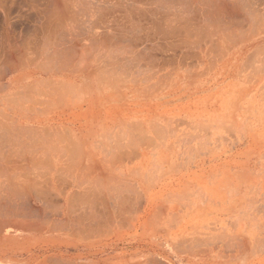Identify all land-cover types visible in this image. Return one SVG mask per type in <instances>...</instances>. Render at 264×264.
<instances>
[{"label":"rangeland","instance_id":"obj_1","mask_svg":"<svg viewBox=\"0 0 264 264\" xmlns=\"http://www.w3.org/2000/svg\"><path fill=\"white\" fill-rule=\"evenodd\" d=\"M107 1L99 15L89 9L98 15L94 43L82 24L74 38L42 37L47 0H0V68L11 71L18 57L32 62L28 79L10 75L13 93L0 81V112L51 114L61 130L45 131L52 138L43 132L47 144L34 141L52 147L51 162L64 156L53 170L45 158L32 170L40 172L34 189L47 199L27 203L35 216L33 232L21 235L22 257L32 264H264V0ZM57 50L64 60L51 58ZM60 65L56 83L43 71ZM76 193L98 197L99 235L67 232L64 198Z\"/></svg>","mask_w":264,"mask_h":264},{"label":"bare ground","instance_id":"obj_2","mask_svg":"<svg viewBox=\"0 0 264 264\" xmlns=\"http://www.w3.org/2000/svg\"><path fill=\"white\" fill-rule=\"evenodd\" d=\"M94 1L95 0H91V2H89L88 1V3H85V2H87V0H47V2H46V5H44V13H43V16L41 17L42 19H41V32H42V34L40 33V35H43L42 37H44L46 40L47 39H52L53 37H51V36H54V39H56V37H59L60 36V39L61 40H63L64 39V33H65V35H66V33L68 34V33H70V37H71V34L73 35V33H75V29L76 28H78V25L80 26L81 24L84 26V25H87V27H89V36L91 37L90 38V40L92 41V42H94L93 41V39H95V40H97L98 39V37H99V35H97V34H95V33H93V30H94V26H96L97 24H96V20H97V17H98V15L101 13V10H102V4L103 3H105L106 2V4H104L105 6L106 5H108L107 3H110V2H108L107 0H99V2L100 1H104L101 5H100V3H99V6H94L95 4H94ZM110 1V0H109ZM111 1H113V0H111ZM122 1V0H121ZM162 1V0H161ZM161 1H159L160 3H162ZM190 1V0H189ZM189 1H187V2H189ZM211 1V0H210ZM218 1V0H217ZM221 1V0H220ZM219 1V2H220ZM96 2V1H95ZM147 2V1H146ZM148 2H150V1H148ZM156 2V1H155ZM155 2H153V3H155ZM193 2V1H192ZM205 2V1H204ZM204 2H202L206 7L207 6H209L208 4L206 5V2L204 3ZM39 3H41V2H39ZM115 3V2H114ZM118 3V2H117ZM158 3V2H157ZM207 3H211V2H209V1H207ZM213 3L214 2H212V4L211 5H213ZM93 4V5H92ZM97 4H98V0H97ZM220 4V3H219ZM221 4H222V2H221ZM218 5V3H217V5L218 6H221L222 7V5ZM37 6H38V4H36ZM176 5V4H175ZM178 5V4H177ZM191 5V4H190ZM211 5L209 6V8L211 7ZM34 6V5H33ZM39 6H40V4H39ZM38 6V7H39ZM172 7L174 6V4L173 5H171ZM180 6V5H179ZM178 6V7H179ZM217 6V7H218ZM104 7V6H103ZM190 8H191V6H189ZM212 7H215L214 5L212 6ZM226 7V6H225ZM225 7H223V9H225ZM228 7H229V5H228ZM92 8H94L93 10L96 12L97 10V13H98V15H97V13H95V12H93V10L92 11H90L89 9H92ZM38 9V8H37ZM41 9V8H40ZM104 9H107V8H104ZM172 10H173V8H171ZM170 9V10H171ZM178 9V8H177ZM177 9H175V12H178L177 11ZM204 9H206V8H204ZM211 9H213V8H211ZM215 9H217V8H215ZM218 9H220V7L218 8ZM36 10V9H35ZM110 10V9H109ZM180 10V9H179ZM208 10V9H207ZM226 10V9H225ZM225 10H224V12H225ZM181 11V10H180ZM209 11V10H208ZM219 11H223L222 9H220ZM228 11V10H227ZM40 12V14H41V10H39L38 11V13ZM103 12V11H102ZM172 12V11H171ZM210 12V11H209ZM214 13H215V11H213ZM213 12H211V13H213ZM180 13V12H179ZM217 13V12H216ZM230 13V12H229ZM178 14V13H177ZM217 14H219V12L217 13ZM217 14H216V17L215 18H217ZM171 15V14H170ZM210 15V14H209ZM220 15V14H219ZM178 16V15H177ZM205 16V15H204ZM212 16V15H211ZM229 16V15H228ZM99 17H101V16H99ZM175 17V16H174ZM223 16L221 15V18H222ZM40 18V17H39ZM206 18V17H205ZM211 18V17H210ZM218 19H220L219 17H218ZM6 20V19H5ZM211 20V19H210ZM221 20V19H220ZM254 21V20H253ZM258 21V20H257ZM213 22V21H212ZM259 22V21H258ZM222 23V22H221ZM260 23V22H259ZM258 23V24H259ZM96 24V25H95ZM108 24V23H107ZM215 24H216V21H215ZM215 24L213 25V27L215 26ZM219 25V29H220V25H222V24H218ZM218 25H216V26H218ZM215 26V27H216ZM223 26V25H222ZM222 26H221V28H222ZM100 27V26H99ZM215 27L213 28V29H215ZM258 27V26H257ZM85 28V27H84ZM228 28V27H227ZM83 29V28H82ZM105 29H107V28H105ZM213 29H211V30H213ZM218 29V28H217ZM224 29H226V28H224ZM229 29V28H228ZM252 31H253V29H251ZM77 31H79V30H77ZM81 31V30H80ZM83 31V30H82ZM107 31V30H106ZM215 31H217V30H215ZM214 31V32H215ZM222 31H224V30H222ZM221 31V32H222ZM85 32V31H84ZM84 32H82V33H84ZM98 32V31H97ZM108 32H110V31H108ZM213 31H211V35L214 33H212ZM219 32V31H218ZM234 32V31H233ZM232 31H231V33H233ZM81 33V32H80ZM260 33V32H259ZM76 34V33H75ZM102 34V33H101ZM106 34V33H105ZM104 34V35H105ZM108 34V33H107ZM234 34V33H233ZM232 34V35H233ZM69 35V34H68ZM75 36V35H74ZM103 36V35H102ZM213 36V35H212ZM225 36V35H224ZM228 37H226V39H229L230 37H229V35H227ZM73 37V36H72ZM71 37V38H72ZM232 37V36H231ZM68 38V37H67ZM74 38V37H73ZM217 38H219V37H217ZM59 39V40H60ZM221 39H224V37L223 36H221ZM14 40V39H13ZM15 41V40H14ZM48 41V40H47ZM54 41V40H53ZM90 41V42H91ZM11 42V41H10ZM40 42V41H39ZM55 42H56V44H57V46H58V43L57 42H59V41H57V40H55ZM62 42V41H61ZM12 43V42H11ZM44 43V42H43ZM53 43V42H52ZM94 43H96V42H94ZM25 44V43H24ZM45 44V45H44ZM43 44V46H44V48H43V46H42V48H43V50L46 48L47 49V47H45L46 46V42ZM49 44H51V42H49ZM13 45V44H12ZM20 45V44H19ZM18 45V47H20ZM27 45V44H26ZM48 45V44H47ZM52 45V44H51ZM54 45H55V43H54ZM60 46H64L63 44H59ZM90 45H91V43H90ZM94 45V44H93ZM6 46V45H5ZM15 46V45H14ZM22 46V45H21ZM24 46V45H23ZM49 47H50V45H48ZM13 47V46H12ZM17 47V48H18ZM26 47V46H25ZM11 48V47H10ZM53 48V47H52ZM58 48V47H57ZM68 48H73L72 46H68ZM68 48H66V50L68 49ZM12 49V48H11ZM16 49V48H15ZM22 49H23V51L24 50H26V49H24L23 47H22ZM21 49V50H22ZM40 49V48H39ZM50 50H51V48H49ZM49 49H47V50H45V51H48ZM56 49V48H55ZM84 49V48H83ZM18 50V49H17ZM63 50V49H62ZM87 50V49H86ZM11 51V50H10ZM41 52H42V50H40ZM58 51V50H57ZM92 51V50H91ZM6 52V51H5ZM17 51L15 50V52H14V49H13V53H16ZM21 52V51H20ZM19 52V54H21ZM53 52H55V51H53ZM53 52L51 53V55H52V59H56L54 56H56V57H59L61 54V56H62V58H64V56H63V52L61 51V54L59 53V51L58 52H55V55L53 54ZM85 52V56H86V52H88V50L87 51H84ZM9 53V52H8ZM60 54V55H57V54ZM80 53V52H79ZM89 53V52H88ZM1 54V53H0ZM11 54H12V51H11ZM26 54V53H25ZM74 57H75V54L77 55V53H75V54H73V51H72V53H71ZM70 54V55H71ZM84 54V53H83ZM91 54V53H90ZM9 55H10V53H9ZM71 55V56H72ZM4 56V55H3ZM6 56V55H5ZM5 56H4V58H5ZM18 56V55H17ZM20 56V55H19ZM39 56V55H38ZM40 56H42V54H40ZM73 56H72V58H73ZM82 56V55H81ZM88 56H89V54H88ZM11 59H14V58H12L11 57V55L9 56ZM9 57H7L6 56V58H8V60L10 59ZM24 57V56H23ZM25 57H27V55L25 56ZM54 57V58H53ZM66 57V56H65ZM83 57V56H82ZM204 57V56H203ZM1 58H3V57H1ZM3 58V59H4ZM16 59H17V57H15ZM18 58H20V59H18L16 62L18 63V61L20 60L21 62H19L18 64H16V66H14V64L16 63L15 61V63L13 64V66H12V70H14L13 69V67H16V70L15 71H10V69L11 68H9V70H7L8 69V66H7V68H5V67H2V65H1V67L2 68H0V81L2 80V78H4L5 80H6V84H5V86H4V84L3 85H1L3 88H4V90H6L7 92V95H9V93H13L14 92V89L16 90V88H17V77L16 76H10L11 74H13V73H19V74H17V75H21V73L23 74V73H25V71L24 70H26L28 67H32V62L31 61H27L26 59L27 58H24V60L22 61V59H21V57H18ZM45 58H46V56H45ZM76 58V57H75ZM36 59V58H35ZM34 59V60H35ZM48 59H50V55H49V57H48ZM59 59H61L60 57H59ZM70 59V58H69ZM74 59V58H73ZM83 59V58H82ZM148 59V58H147ZM152 59V58H151ZM6 60V59H5ZM7 60V61H8ZM51 60V59H50ZM62 60H64V59H61V61ZM81 60V59H80ZM154 60V59H153ZM3 60H1L0 62H2ZM58 62V63H62V62ZM65 61H68V60H65ZM72 61V60H71ZM78 61V60H77ZM139 61V60H138ZM147 61V60H146ZM4 62H6V61H4ZM70 62V61H69ZM85 62V61H84ZM12 63H13V60H12ZM66 63V62H65ZM68 63V62H67ZM71 63V62H70ZM1 64V63H0ZM44 64V63H43ZM47 64V63H46ZM56 64V63H55ZM63 64V63H62ZM84 64V63H83ZM82 64V65H83ZM7 65V64H6ZM34 65V64H33ZM45 65V64H44ZM43 65V66H44ZM67 65V64H66ZM68 65H69V63H68ZM67 65V66H68ZM80 65V64H79ZM78 65V66H79ZM86 65V64H85ZM43 67L42 66V64H40L39 65V67ZM48 66V65H47ZM46 65L44 66V68L45 67H47ZM61 66V67H60ZM59 67H57V69L59 70L58 72H55V71H57V70H55V71H52L51 69H49L48 71H43L42 69H40V70H42L43 72H44V74L46 75H48V76H50V78L51 79H55V81H58L60 78H59V75L60 74H62V73H64V68H65V66L64 65H60ZM62 66H64V68L62 67ZM49 67H51V66H49ZM48 67V68H49ZM70 67V66H69ZM77 68V67H76ZM72 69V68H71ZM78 69H80V68H77V70ZM81 69H82V67H81ZM85 69V68H84ZM76 70V69H75ZM99 70V69H98ZM23 71V72H22ZM36 71V70H35ZM10 72V73H9ZM74 72V71H73ZM66 73V72H65ZM26 75V77H24V78H26V79H28V77L30 76V72L29 73H25ZM29 74V75H28ZM42 75V74H41ZM88 75V74H87ZM90 75V74H89ZM10 76V77H9ZM73 76V75H72ZM77 76V75H76ZM86 76V75H85ZM91 76V75H90ZM7 77H9V78H7ZM7 78V79H6ZM77 78H78V76H77ZM114 78V77H113ZM20 80H23V79H21L20 78ZM158 81H160L159 79H158ZM45 82H47V80H45ZM142 82V81H141ZM39 83H41V82H39ZM54 83V82H53ZM56 83H60V81H58V82H56ZM61 83H63V82H61ZM21 84V83H20ZM55 84V83H54ZM41 85H43V87H45V85H44V83L42 84L41 83ZM47 85H49V84H47ZM152 85V84H151ZM0 86V87H1ZM16 86V87H15ZM60 86V85H59ZM62 86H64V83L62 84ZM61 86V87H62ZM47 87V86H46ZM30 88V87H29ZM28 88V89H29ZM63 89V88H62ZM3 90V89H2ZM30 91V90H29ZM36 91V90H35ZM39 91V90H38ZM23 93V92H22ZM25 93V92H24ZM39 93V92H38ZM60 92H58V94H59ZM26 94H28V93H26ZM41 94H43V95H47V93L45 94V93H41ZM59 95H61V94H59ZM27 96V95H26ZM25 96V97H26ZM28 96H29V94H28ZM34 96V95H33ZM49 96V95H48ZM62 96V95H61ZM30 97V96H29ZM3 98V97H2ZM21 98V97H20ZM23 98V97H22ZM21 98V99H22ZM24 99V98H23ZM23 99H22V101H23ZM30 99H31V97H30ZM63 99V98H62ZM25 100V99H24ZM27 100V99H26ZM32 100V99H31ZM11 101H13V100H11ZM19 101H21V100H19ZM28 102H29V100H27ZM26 101V102H27ZM40 101V100H39ZM10 102V101H9ZM33 101H31L30 103H32ZM41 102V101H40ZM44 102V101H43ZM62 102V101H61ZM34 104V103H33ZM36 104V103H35ZM38 104V103H37ZM41 104V103H40ZM43 104V103H42ZM14 105V104H13ZM24 109V108H23ZM31 109V108H30ZM36 109V108H35ZM6 111V113L4 112H0V113H2L3 115L5 114V116H2V117H4L5 119H6V122H7V126H6V128H2V124H4L3 122H0V200L2 199H5V200H15L16 201V203L18 202V204H21L22 205V207L23 206H27V203L29 202V201H32V200H36L37 198H44V199H47L46 198V196L44 195V194H42V192L40 191V192H38V190L36 189H34V186H35V184H37V175H39L40 176V172H39V174H37V175H34V173H33V169H36L37 170V168H41V163H43V162H45V161H43L44 160V158H45V160L47 161L48 159L50 160V156H49V151L51 150V148H48V149H50L49 151H48V149H47V146L45 145V144H47V140H46V143L45 144H43L44 142L42 141V140H44V137L42 138V134H44L45 133V131H48V130H52L53 129V132H54V130H57V131H59V130H61V127L60 126H57V125H55L56 124V120H58V119H55V118H53V116L51 115V114H49V116H48V118L46 117V116H44L43 114L41 115L40 113H39V110H35V111H33L34 110V108L33 109H31V110H29L28 109V111H33V114H34V116H32L31 114H28L29 112H26V111H24V110H20V108L18 107V108H11L10 109V112L8 113V110L7 109H5ZM27 110V109H26ZM44 111V110H43ZM1 115V114H0ZM7 116V117H6ZM62 118V117H61ZM24 124L25 125H28V124H31L30 125V127H34V128H31V129H26V127L24 126ZM58 128V129H57ZM64 129V128H63ZM29 131H33V134L31 133L30 134V132ZM56 131V132H57ZM1 132H3V133H1ZM44 132V133H43ZM47 134L49 133V132H46ZM44 134V136H46L47 134ZM34 134H36V135H34ZM58 134H60L61 135V133L59 132ZM27 135H34V136H32V138H29ZM51 135V134H50ZM49 134L47 135V136H50ZM53 135V134H52ZM52 135H51V138H52ZM26 136L28 137V139L26 138ZM41 136V137H40ZM55 136H56V134H55ZM62 136V135H61ZM61 136H58L57 135V137H53V140H54V138H57V139H59ZM37 137H39L40 138V141H42L43 143H39L38 141L37 142H35L34 140L37 138ZM25 138H26V140H25ZM42 138V139H41ZM62 138V137H61ZM61 138H60V142L61 141H63L64 139V136H63V138H62V140H61ZM56 139V140H57ZM2 140V141H1ZM44 140V141H45ZM49 140H52V139H49ZM52 140V141H53ZM55 140V141H56ZM64 142V141H63ZM52 143V142H51ZM45 145V146H44ZM49 145V144H48ZM56 146V143L54 142V144L52 145V146ZM62 145V144H61ZM55 146L53 147V148H55ZM58 146V145H57ZM57 146H56V149H57ZM81 148V147H80ZM79 148V149H80ZM58 149H61V148H59L58 147ZM57 149V150H58ZM78 149V148H77ZM56 150V151H57ZM81 150V153H82V148L80 149ZM46 151H48V152H46ZM51 151H54V150H51ZM50 151V152H51ZM77 151H79V150H77ZM55 152V151H54ZM58 152V151H57ZM45 153H48V155L47 154H45ZM52 153V152H51ZM79 153V152H78ZM45 154V155H44ZM42 155H44L45 157H42ZM55 156V155H54ZM58 156V155H57ZM59 156H61V157H58L57 159H52V162L54 163V167H52L51 168V166H52V162H51V160L50 161H48V162H51V166H50V163H48V162H46V163H48L49 164V169L51 168L52 170L53 169H55L56 168V164H62V161H64L63 160V158L62 157H64V156H62V155H59ZM48 157V158H47ZM43 158V159H42ZM79 158V157H78ZM76 161H78V159H76ZM80 162V161H79ZM94 162V161H93ZM64 163V162H63ZM78 163V162H77ZM96 163V162H95ZM47 164V165H48ZM81 164V163H80ZM60 166V165H59ZM81 167H82V165H81ZM50 169V170H51ZM84 169V168H83ZM59 170H60V168H59ZM31 172V173H30ZM47 172V171H46ZM51 172V171H50ZM90 172H91V170H90ZM33 173V174H32ZM38 173V172H37ZM48 174V173H47ZM57 174V173H56ZM90 174V173H89ZM34 175V176H33ZM42 175H45V174H42ZM50 175V174H49ZM36 176V177H35ZM38 176V177H39ZM101 178V177H100ZM104 179H105V177H104ZM33 180H36V182H33ZM41 180V179H40ZM101 180V179H100ZM107 180V179H106ZM105 180V181H106ZM104 181V182H105ZM102 182H103V180H102ZM109 184V183H108ZM121 186V185H120ZM101 187V186H100ZM35 188H36V186H35ZM126 189H128V188H126ZM121 201H123V200H121ZM6 202V201H5ZM20 202V203H19ZM125 202V201H124ZM134 202V201H133ZM132 202V203H133ZM138 202V201H137ZM8 203V202H7ZM16 203H13V206L14 205H16ZM126 203H127V201H126ZM107 204V203H106ZM134 204V203H133ZM139 204V203H138ZM141 205H142V202H141ZM20 206V205H19ZM107 206H108V204H107ZM121 206V205H120ZM133 205L131 204V206L130 207H132ZM28 207L29 206H27V209H28ZM117 207V206H116ZM14 208H15V206H14ZM19 208V207H18ZM26 208V207H25ZM25 208H23V209H25ZM119 208V207H118ZM123 208H124V206H123ZM129 208V207H128ZM140 208H141V206H140ZM122 209V208H121ZM126 209V208H125ZM125 209H123V210H125ZM133 209V208H132ZM137 209V208H136ZM6 210V209H5ZM32 210H33V212L35 211V209H31V211L30 212H32ZM137 210H139V208L137 209ZM18 211V215L20 216V213H19V210H17ZM120 210L118 209V212H119ZM129 211V210H128ZM127 211V212H128ZM132 211V210H131ZM26 212V211H25ZM118 212H117V214H118ZM124 212V211H123ZM123 212H121V213H123ZM126 212V213H127ZM39 213V212H38ZM41 213V212H40ZM112 213V212H111ZM131 213V212H130ZM11 214V213H10ZM93 214V213H92ZM95 214V213H94ZM116 214V215H117ZM8 215H9V213H8ZM17 215V214H16ZM34 215V214H33ZM86 215V214H85ZM97 215V214H96ZM95 215V216H96ZM110 215V214H109ZM112 215V214H111ZM114 215V214H113ZM119 215V214H118ZM122 215V214H121ZM121 215H119V216H121ZM126 215H128V213L126 214ZM25 216V215H24ZM78 216V215H77ZM87 217H88V215H86ZM98 216V215H97ZM100 216V215H99ZM129 216V215H128ZM128 216H126V217H128ZM84 217V216H83ZM114 217V216H113ZM112 217V218H113ZM110 218H111V216H110ZM115 218V217H114ZM117 218V217H116ZM120 218H123V217H120ZM125 218V217H124ZM83 219V218H82ZM92 220V219H91ZM128 220V219H127ZM96 221V220H95ZM110 221H112V220H110ZM121 221V220H120ZM79 222H81L80 220H79ZM93 222V221H92ZM106 222V221H105ZM82 223V222H81ZM114 223V222H113ZM118 223V222H117ZM108 224H109V222H108ZM110 224L112 225V223L110 222ZM86 225V224H85ZM107 225V224H106ZM88 226V225H87ZM95 226V225H94ZM103 226H105V225H103ZM102 226V227H103ZM108 226V225H107ZM113 226V225H112ZM96 227V226H95ZM91 228H92V226H91ZM93 229V228H92ZM105 229H107V228H105ZM104 228H103V230H105ZM109 229V228H108ZM110 229H111V227H110ZM99 230L100 231H102L101 230V228L99 227ZM95 231V230H94ZM106 231V230H105ZM98 232V231H97ZM102 233V232H101ZM111 233V232H110ZM95 234V233H94ZM98 235H99V232H98ZM106 236V235H105ZM224 236V235H223ZM197 240V239H196ZM220 240V239H219ZM199 241V240H198ZM238 241V240H237ZM208 242V241H207ZM220 242V241H219ZM248 242V241H247ZM258 242H260L259 240H258ZM262 242V241H261ZM195 244V243H194ZM193 244V245H194ZM250 244V243H249ZM190 246V245H189ZM192 246V245H191ZM191 248V247H190ZM246 248V247H245ZM226 250H227V248H225ZM192 250V249H191ZM253 250V249H252ZM261 250V249H260ZM264 250V249H263ZM231 252V251H230ZM253 252V251H252ZM259 252H261V251H259ZM190 254V253H189ZM191 255V254H190ZM241 255H243V253H241ZM189 256V255H188ZM227 256V255H226ZM154 257V256H153ZM224 257V256H223ZM230 257V256H229ZM147 258V257H146ZM222 258V257H221ZM148 259H152V258H148ZM155 259V258H154ZM225 259V258H224ZM231 260V259H230ZM141 261V260H140ZM154 261V260H153ZM150 262L149 261H146V262H144V263H141V264H149Z\"/></svg>","mask_w":264,"mask_h":264},{"label":"crops","instance_id":"obj_3","mask_svg":"<svg viewBox=\"0 0 264 264\" xmlns=\"http://www.w3.org/2000/svg\"><path fill=\"white\" fill-rule=\"evenodd\" d=\"M48 200L52 201L53 196H49ZM13 203H16V201L5 199L0 200V264H32L34 261L33 257H22L21 235L22 233L33 232L31 221H29L33 216L31 214L33 213V211L30 212V209H24L22 211V206L21 204H18V202L16 203V205H14V208ZM64 203L66 215H69L68 219L67 217H64V226L69 227V229L67 230L68 233L78 234L84 232H99L100 205L98 197L82 193L67 194L66 198H64ZM17 210H19L20 216L18 215ZM85 214L88 215V217ZM47 217H49L50 219L52 218L51 216ZM25 218L28 220L23 221H27L29 223V230L22 229V219ZM79 220L82 223L79 222ZM91 226L93 229L91 228ZM34 232L36 231L34 230Z\"/></svg>","mask_w":264,"mask_h":264}]
</instances>
